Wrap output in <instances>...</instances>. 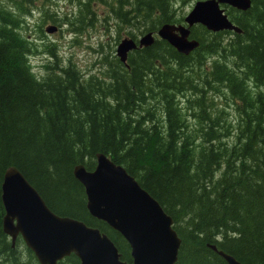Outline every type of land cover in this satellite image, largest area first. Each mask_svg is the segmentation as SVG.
Listing matches in <instances>:
<instances>
[{
	"label": "trees",
	"instance_id": "trees-1",
	"mask_svg": "<svg viewBox=\"0 0 264 264\" xmlns=\"http://www.w3.org/2000/svg\"><path fill=\"white\" fill-rule=\"evenodd\" d=\"M99 1L110 9L104 24L114 18L134 40L183 21L177 0ZM29 5L0 0V186L5 169L17 168L50 211L98 228L130 262L120 234L88 213L72 174L78 164L92 170L102 153L171 217L181 239L176 264H227L211 245L241 264H264V0L226 11L240 33L193 26L199 46L189 55L156 38L130 52L127 65L103 56L100 75L61 62L51 45L45 74L33 72L38 45L23 28ZM88 6L79 2L64 20L70 32L93 25ZM2 216L0 199V261L23 263ZM26 251L24 264H35ZM60 264L79 261L71 254Z\"/></svg>",
	"mask_w": 264,
	"mask_h": 264
},
{
	"label": "water",
	"instance_id": "water-1",
	"mask_svg": "<svg viewBox=\"0 0 264 264\" xmlns=\"http://www.w3.org/2000/svg\"><path fill=\"white\" fill-rule=\"evenodd\" d=\"M221 4L246 11L251 1H197L184 17L186 26L163 24L156 35L178 53L188 55L198 46L196 40L188 39L189 28L195 24L212 32H240L220 8ZM55 30L54 26L46 27L47 33ZM153 43L152 32L142 35L137 42L124 38L118 43L115 55L124 63L130 51L150 47ZM72 174L84 189L88 213L105 222L127 242L130 263L120 260L112 241L98 229L50 211L37 191L13 166L5 169L0 186L3 232L12 241L19 234L39 264H57L70 254H74L80 264H176L181 239L173 229V220L122 166L105 154L96 153L92 170L78 164L73 167ZM210 248L227 264H241L214 246Z\"/></svg>",
	"mask_w": 264,
	"mask_h": 264
},
{
	"label": "rangeland",
	"instance_id": "rangeland-1",
	"mask_svg": "<svg viewBox=\"0 0 264 264\" xmlns=\"http://www.w3.org/2000/svg\"><path fill=\"white\" fill-rule=\"evenodd\" d=\"M83 1L86 0H33L34 5L27 6L30 7L31 12L29 11L28 20H25L26 24L23 28L26 27L27 36L33 38V42L38 45L37 50L30 58L33 72L38 76L45 74L43 65L51 62L46 47L48 45L54 46V53L61 62L71 61L84 75H100L106 66L103 56L110 55V53L115 55L117 43L123 37H127L128 29L121 27L118 30L114 18H110L109 26L107 23L104 24L102 17L110 9L106 4L100 3L99 0H91L90 8L88 6L90 14L95 12L93 15H96L93 25H85L77 33L70 32L69 22L67 21L66 24L63 22L65 19H73L77 13L79 2ZM197 1L201 0H177L174 6L176 13L185 16ZM44 6L54 13L55 22L46 18L42 11L39 12V8L42 10ZM224 7L226 11L230 9V7ZM48 25L56 26L59 29L57 32L48 34L45 32V28L49 27ZM142 35H138L137 38ZM222 36L227 39L230 34H223ZM40 37H43L44 41H39ZM17 250L21 260L26 261L28 253L22 241L17 242ZM120 260L122 261V259ZM3 261L5 260L2 259L0 264H3Z\"/></svg>",
	"mask_w": 264,
	"mask_h": 264
},
{
	"label": "flooded vegetation",
	"instance_id": "flooded-vegetation-1",
	"mask_svg": "<svg viewBox=\"0 0 264 264\" xmlns=\"http://www.w3.org/2000/svg\"><path fill=\"white\" fill-rule=\"evenodd\" d=\"M17 239H19V238L17 237ZM17 239H16V240H17ZM14 244H15V243H14ZM14 244H13V245H11V247H14Z\"/></svg>",
	"mask_w": 264,
	"mask_h": 264
},
{
	"label": "bare ground",
	"instance_id": "bare-ground-1",
	"mask_svg": "<svg viewBox=\"0 0 264 264\" xmlns=\"http://www.w3.org/2000/svg\"><path fill=\"white\" fill-rule=\"evenodd\" d=\"M212 249V248H211ZM213 250V249H212ZM221 251V250H220ZM223 252V251H222ZM32 263H34L33 261H32Z\"/></svg>",
	"mask_w": 264,
	"mask_h": 264
}]
</instances>
